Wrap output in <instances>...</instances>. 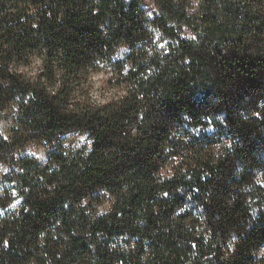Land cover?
Masks as SVG:
<instances>
[{
    "label": "trees",
    "instance_id": "obj_1",
    "mask_svg": "<svg viewBox=\"0 0 264 264\" xmlns=\"http://www.w3.org/2000/svg\"><path fill=\"white\" fill-rule=\"evenodd\" d=\"M2 119L0 264H264V0H0Z\"/></svg>",
    "mask_w": 264,
    "mask_h": 264
},
{
    "label": "rangeland",
    "instance_id": "obj_2",
    "mask_svg": "<svg viewBox=\"0 0 264 264\" xmlns=\"http://www.w3.org/2000/svg\"><path fill=\"white\" fill-rule=\"evenodd\" d=\"M149 13H151V10L149 11ZM101 78V77H100ZM98 78V79H100ZM0 126L4 132V134L8 135L7 133V129H8V122L5 120V119H2L0 120ZM27 153H30V154H35L37 156H39L40 158H46V153L43 149H40L39 147H34L33 145H30L28 148H27ZM263 250H264V247H263Z\"/></svg>",
    "mask_w": 264,
    "mask_h": 264
}]
</instances>
